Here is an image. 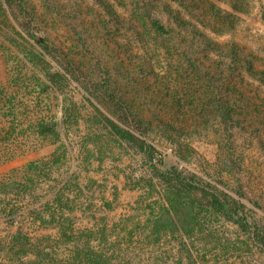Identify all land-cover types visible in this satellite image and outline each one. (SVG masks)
Wrapping results in <instances>:
<instances>
[{
  "label": "rangeland",
  "instance_id": "1",
  "mask_svg": "<svg viewBox=\"0 0 264 264\" xmlns=\"http://www.w3.org/2000/svg\"><path fill=\"white\" fill-rule=\"evenodd\" d=\"M26 4L38 34L61 54L35 44L16 4L0 0V182L42 170L33 187L38 205L62 188L79 227L123 225L135 236L130 249L147 254L152 244L143 226L158 194H148L146 184L157 173L138 146L107 127L106 116L120 122L107 97L111 86L152 120L154 129L142 138L155 147L161 170L216 185L264 229V0H175L184 24L164 19L169 34L146 24L132 0ZM219 100L232 106L230 127L216 109ZM210 218L220 234L247 238L231 220ZM17 220L0 212V236L21 224L24 231H47L26 210ZM208 256L241 262L220 247ZM253 259L262 264L264 252L254 248Z\"/></svg>",
  "mask_w": 264,
  "mask_h": 264
},
{
  "label": "trees",
  "instance_id": "2",
  "mask_svg": "<svg viewBox=\"0 0 264 264\" xmlns=\"http://www.w3.org/2000/svg\"><path fill=\"white\" fill-rule=\"evenodd\" d=\"M3 1L16 4L24 19V30L35 44L47 54H61L47 36L38 34V21L28 9L26 0ZM174 1L132 0L140 18L159 34L170 33L164 19L169 24H184L183 14L173 7ZM40 55L45 54L42 52ZM107 97L114 103L115 115L120 121L106 116L107 127L122 140L138 146L153 163L157 173L146 184L148 194L156 191L158 196L143 226L147 230L143 232L144 239L152 244V249L147 254L141 250L144 249L142 247L131 250L135 237L133 232L123 225L121 229L117 223L111 228L107 224L79 227L72 215L75 205L62 188H54L52 196L38 205L39 198L36 199L33 187L43 171L32 166L29 170H40V173L30 172L20 180L0 182V192L7 193L1 199L0 212H5L8 220L16 224L19 213L26 210L31 223H37L38 227L47 231H24L21 224L13 233L0 236V264H170L169 260L173 261L171 264H219V258L208 256L217 247L226 253L237 252L240 264H256L254 248L264 252V229L260 221L246 212L240 199L216 185L201 178L198 180L191 174L161 170L153 162L155 147L142 138L154 129L152 120L146 119L133 104L117 95L111 86ZM216 109L222 122L230 127L233 123L232 106L219 100ZM47 125L43 123L42 128L47 129ZM158 163L161 164V160ZM8 188H12L15 195L13 202L8 200ZM27 194L34 200L22 201ZM210 216L231 220L247 238L233 239L220 234L219 229L211 224ZM161 243L170 245V250L159 253L156 247Z\"/></svg>",
  "mask_w": 264,
  "mask_h": 264
}]
</instances>
